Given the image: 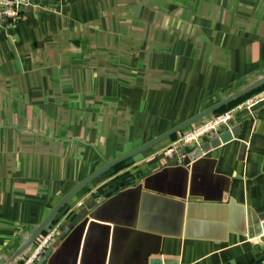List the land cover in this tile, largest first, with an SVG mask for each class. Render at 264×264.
<instances>
[{"label":"crops","instance_id":"1","mask_svg":"<svg viewBox=\"0 0 264 264\" xmlns=\"http://www.w3.org/2000/svg\"><path fill=\"white\" fill-rule=\"evenodd\" d=\"M20 10L0 15L2 264L80 179L264 74V0H30ZM235 126L191 163L177 134L98 176L56 216L51 243L87 223L43 264H264V99L224 128ZM110 198L111 218L134 215L132 230L90 216Z\"/></svg>","mask_w":264,"mask_h":264},{"label":"water","instance_id":"2","mask_svg":"<svg viewBox=\"0 0 264 264\" xmlns=\"http://www.w3.org/2000/svg\"><path fill=\"white\" fill-rule=\"evenodd\" d=\"M262 86H264V74L258 76L255 80L243 86L242 88L224 96L223 98L208 105L204 109H201L200 111L194 113L190 117L166 129L157 136L141 143L140 145L132 148L131 150L111 160L105 161L103 165L99 166L94 171L90 172L88 175L80 179L74 186H72L67 192H65L59 198V200L52 206V208L49 210L47 215L39 223L33 225L26 232L19 246L14 250L12 255L9 257L8 264H17L19 259L34 245V243L38 240V238L51 226V224L53 223L59 212L62 210V208L66 204H68L69 201L75 195H77L83 188H85L98 176L102 175L103 173L107 172L112 168L117 167L121 163L126 162L127 160L135 157L136 155L143 152L147 148L167 138H170L175 134L182 132L184 129L191 127L193 124H196L197 122L203 120L212 113H215L222 107L227 106L246 95H249L250 93L254 92L255 90H257ZM211 133H213V135L210 136L209 134ZM238 133H239V127L237 128V126L231 128L228 127L224 128V126H220L214 131L203 134L199 140L184 143L183 144L184 146H182L183 150L181 151V156H183L184 163L188 164L195 160H199L204 154V152H208L212 148L220 145L221 143L231 140ZM134 179H135L134 176H130L128 178L123 179L117 185V188L129 186V183L133 182ZM120 195L121 193L116 194V197L114 199L110 198L108 202L102 203L101 206L98 209H96L94 213H91L90 216L99 217L102 218L103 220H112L117 222L118 225H116L114 229L132 230L136 224H130L127 223V221L128 219L134 217V215H130L122 219V221H120L119 219H116V217L111 218L112 216L109 214V209H111L112 212L115 211L111 206H109L112 203L111 202L112 199L113 200L118 199ZM160 197L163 198L162 196ZM96 203H97L96 201H93L91 205L94 206L96 205ZM88 219L89 217L86 216L80 222V224H77V222H72L66 227H64V229L60 231V233L57 235V237L51 243L48 249L44 252V254L37 260L36 264H43L46 260H48L49 256L53 253L54 249L63 242V239L67 235L68 236L70 235L68 240L71 239L72 238L71 233L74 234L76 231H78V229L83 228L87 223ZM139 227L142 228L141 225H139ZM143 258L145 260L146 254L143 255ZM2 261L3 260L0 259V264H2ZM150 264H179V261L178 259L172 257L155 256L150 258Z\"/></svg>","mask_w":264,"mask_h":264},{"label":"built area","instance_id":"3","mask_svg":"<svg viewBox=\"0 0 264 264\" xmlns=\"http://www.w3.org/2000/svg\"><path fill=\"white\" fill-rule=\"evenodd\" d=\"M29 2L30 0H0V15L18 18L21 15V7ZM263 99L264 88L249 94L226 110L212 114L211 117L204 119L200 124L191 126L189 129L178 133L177 141L179 143H187L199 140L203 134L214 131L220 126L228 125L238 110L251 107ZM57 229V224H51V226L38 238L29 253L19 264H36L37 260L53 240Z\"/></svg>","mask_w":264,"mask_h":264},{"label":"trees","instance_id":"4","mask_svg":"<svg viewBox=\"0 0 264 264\" xmlns=\"http://www.w3.org/2000/svg\"><path fill=\"white\" fill-rule=\"evenodd\" d=\"M263 87H264V86L258 88L257 90H259V89H261V88H263ZM255 91H256V90H255ZM255 91H254V92H255ZM252 93H253V92H252ZM250 94H251V93H250ZM246 96H248V95H246ZM246 96H244V97H246ZM244 97H242L241 99H239V100H237V101H235V102H233V103H231V104H229V105H227V106L222 107L221 109H219V110L216 111L215 113L222 112V111L226 110L227 108L231 107L232 105H234V104H236L237 102H239L240 100H242ZM212 114H214V113H212ZM207 117H208V116H207ZM203 120H204V119H203ZM189 128H190V127L186 128V129H184V130H187V129H189ZM184 130H183V131H184ZM176 136H177V134L173 135L172 137L174 138V137H176ZM125 163H126V162L121 163L120 165L117 166V168L122 167ZM66 205H67V204H66ZM66 205H65V206H66ZM65 206H64V207H65ZM64 207H63V208H64ZM63 208H62V209H63ZM60 212H61V211H60ZM53 223H54V221H53ZM53 223H52V224H53Z\"/></svg>","mask_w":264,"mask_h":264},{"label":"rangeland","instance_id":"5","mask_svg":"<svg viewBox=\"0 0 264 264\" xmlns=\"http://www.w3.org/2000/svg\"><path fill=\"white\" fill-rule=\"evenodd\" d=\"M203 120H201L200 122H197L196 124H193L192 126H196L198 124H200Z\"/></svg>","mask_w":264,"mask_h":264}]
</instances>
